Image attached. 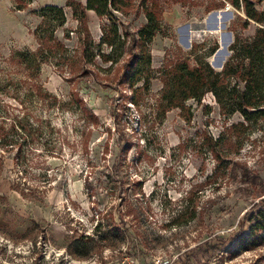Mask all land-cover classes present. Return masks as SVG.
I'll list each match as a JSON object with an SVG mask.
<instances>
[{"label": "rangeland", "instance_id": "rangeland-1", "mask_svg": "<svg viewBox=\"0 0 264 264\" xmlns=\"http://www.w3.org/2000/svg\"><path fill=\"white\" fill-rule=\"evenodd\" d=\"M221 1L159 0L161 30L144 46L143 0L112 17L86 10V24L66 0H0V264L18 262L8 244L40 234L77 257L264 264V244L227 247L264 197V119L223 110L211 91L183 106L163 97L177 60L222 70L235 34L255 33ZM49 4L65 22L41 15ZM50 36L67 49L52 54Z\"/></svg>", "mask_w": 264, "mask_h": 264}, {"label": "trees", "instance_id": "trees-1", "mask_svg": "<svg viewBox=\"0 0 264 264\" xmlns=\"http://www.w3.org/2000/svg\"><path fill=\"white\" fill-rule=\"evenodd\" d=\"M227 2L244 12L245 16H241L242 28H246L251 20L259 24L255 33L249 36L238 32L235 34L229 47L232 53L222 70L214 69L209 61L205 60L198 61L196 65H190L185 59L177 60L165 72L163 97L168 100L170 106H183L187 99L200 100L207 91H211L223 110L239 111L244 120L249 122L257 118L264 119V6L262 9L256 6V3L264 5V0L221 1L222 5ZM128 4L129 0H86V4L80 0H66L65 3L66 6L72 7L73 15L83 24L87 23V9L95 10L99 18L112 17L114 10L123 12ZM143 9L147 21L140 27L139 36L145 46L146 42L161 30L162 17L159 0H143ZM53 11L55 14L51 19L57 20L58 24L66 21L62 5L49 4L42 9L41 15L44 17L47 12ZM112 28L113 33H116L115 22ZM35 32L38 37H42L38 27ZM47 39L49 40L45 43L46 48L52 54L67 49L57 37L50 36ZM100 42L112 44V33L108 34L103 31ZM216 47L217 45L214 48ZM99 53L103 56V60L111 59L109 54ZM17 54L23 53L18 51ZM82 56L87 57L86 48L83 49ZM23 60L26 62L27 58ZM194 215L195 213L191 217ZM98 226L97 230L100 228ZM227 243V247L230 245L236 250H249L264 244V197L251 206V210L244 216L239 229L228 238Z\"/></svg>", "mask_w": 264, "mask_h": 264}, {"label": "built area", "instance_id": "built-area-1", "mask_svg": "<svg viewBox=\"0 0 264 264\" xmlns=\"http://www.w3.org/2000/svg\"><path fill=\"white\" fill-rule=\"evenodd\" d=\"M9 250L14 248L16 264H144L131 253H124L114 258L101 259L95 255L77 257L63 247L56 246L45 235L37 239L23 240L13 245L8 244ZM150 264H172V261L156 257Z\"/></svg>", "mask_w": 264, "mask_h": 264}, {"label": "crops", "instance_id": "crops-1", "mask_svg": "<svg viewBox=\"0 0 264 264\" xmlns=\"http://www.w3.org/2000/svg\"><path fill=\"white\" fill-rule=\"evenodd\" d=\"M228 3V2H227ZM87 11L90 13V14H95V16L98 17L97 13L95 12V10L93 9H87ZM213 19L217 22L218 19L215 18V16H212ZM218 23V22H217ZM216 25V24H215Z\"/></svg>", "mask_w": 264, "mask_h": 264}, {"label": "water", "instance_id": "water-1", "mask_svg": "<svg viewBox=\"0 0 264 264\" xmlns=\"http://www.w3.org/2000/svg\"><path fill=\"white\" fill-rule=\"evenodd\" d=\"M214 16H215L216 19H218V11L215 12Z\"/></svg>", "mask_w": 264, "mask_h": 264}]
</instances>
